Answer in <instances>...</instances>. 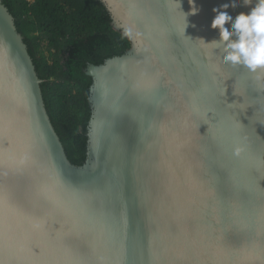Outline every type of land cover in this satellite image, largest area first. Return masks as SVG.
<instances>
[{
  "label": "water",
  "instance_id": "obj_1",
  "mask_svg": "<svg viewBox=\"0 0 264 264\" xmlns=\"http://www.w3.org/2000/svg\"><path fill=\"white\" fill-rule=\"evenodd\" d=\"M100 1L131 48L85 68L76 165L0 0V264H264V71L200 39L256 0Z\"/></svg>",
  "mask_w": 264,
  "mask_h": 264
},
{
  "label": "trees",
  "instance_id": "obj_2",
  "mask_svg": "<svg viewBox=\"0 0 264 264\" xmlns=\"http://www.w3.org/2000/svg\"><path fill=\"white\" fill-rule=\"evenodd\" d=\"M36 65L44 100L69 159L87 158L91 118L88 63L101 64L131 48L100 0H3Z\"/></svg>",
  "mask_w": 264,
  "mask_h": 264
},
{
  "label": "clouds",
  "instance_id": "obj_3",
  "mask_svg": "<svg viewBox=\"0 0 264 264\" xmlns=\"http://www.w3.org/2000/svg\"><path fill=\"white\" fill-rule=\"evenodd\" d=\"M181 8L180 0H178ZM191 5L187 15H195L199 9L195 0H188ZM246 5L252 4V0H244ZM230 5L225 3L212 11L216 13L211 22L213 29L219 30V39L206 42L214 48H221L224 53L223 60L233 65H242L250 72L259 73L264 71V0H256L255 6L249 12H240L233 18L227 11ZM235 6L234 4L232 5ZM229 24L228 27L225 25ZM187 24L185 25L186 28Z\"/></svg>",
  "mask_w": 264,
  "mask_h": 264
}]
</instances>
